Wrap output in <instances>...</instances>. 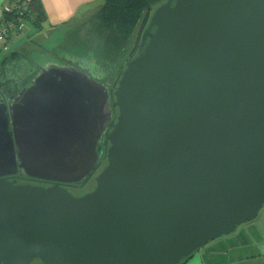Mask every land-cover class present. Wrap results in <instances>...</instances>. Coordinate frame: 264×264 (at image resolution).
Wrapping results in <instances>:
<instances>
[{
    "label": "water",
    "instance_id": "obj_1",
    "mask_svg": "<svg viewBox=\"0 0 264 264\" xmlns=\"http://www.w3.org/2000/svg\"><path fill=\"white\" fill-rule=\"evenodd\" d=\"M139 49L117 82L112 126L115 70L103 86L32 53L38 71L0 103V264H179L257 217L264 0H167ZM101 150L91 192L58 186L84 183ZM17 173L56 184L2 178Z\"/></svg>",
    "mask_w": 264,
    "mask_h": 264
},
{
    "label": "trees",
    "instance_id": "obj_2",
    "mask_svg": "<svg viewBox=\"0 0 264 264\" xmlns=\"http://www.w3.org/2000/svg\"><path fill=\"white\" fill-rule=\"evenodd\" d=\"M166 1L95 0L92 6L93 9H96L94 14L81 26L76 29H70L69 33L72 34L70 37L73 38L72 41L75 43L73 48L81 47L83 53L86 49L88 51H96L99 58L98 62L104 64L107 60L115 58L121 49L126 47L133 48L152 12ZM6 5L10 10L2 12L0 22L21 21L24 23V28L21 32L11 33L6 36V40L9 42L11 38L24 31L26 23H29L36 33L42 31L48 23L47 15L40 0H7ZM93 22L95 24H92ZM68 26L69 24H67ZM107 35H112L117 39L107 40ZM116 41H120L121 44H114ZM13 55L5 52V56L1 59L2 64H5L2 71L3 75L5 76L6 74L9 78L12 77V81L10 78L8 82L3 80V77H0L3 82L0 83L2 85H0V91L5 92L6 95H14L16 90L29 79V72L33 68L25 57L20 59V61L13 62L14 60H11ZM190 257L191 255L182 259L179 264L184 263Z\"/></svg>",
    "mask_w": 264,
    "mask_h": 264
},
{
    "label": "crops",
    "instance_id": "obj_3",
    "mask_svg": "<svg viewBox=\"0 0 264 264\" xmlns=\"http://www.w3.org/2000/svg\"><path fill=\"white\" fill-rule=\"evenodd\" d=\"M40 1L47 15L48 23L43 30H47L48 36L60 29L66 32L76 29L96 11L92 8L95 0ZM6 4L7 0H0V17ZM23 33L11 38L10 45L24 46L20 43ZM260 211L264 212V206ZM261 221L264 218L256 217L241 232L236 228L231 234L210 241L182 264H264V223Z\"/></svg>",
    "mask_w": 264,
    "mask_h": 264
},
{
    "label": "flooded vegetation",
    "instance_id": "obj_4",
    "mask_svg": "<svg viewBox=\"0 0 264 264\" xmlns=\"http://www.w3.org/2000/svg\"><path fill=\"white\" fill-rule=\"evenodd\" d=\"M72 35L69 32H66L65 29H60L56 32L51 33L46 40H42L41 42H38V47L35 48L34 51L29 52L27 54V58L30 59L29 62L32 65V71L29 72V79L26 80L25 84L21 87H19L14 95H6L5 92L0 91V103L1 101H5L7 106L10 105V102L8 98H15L17 95L22 91L24 86L31 81L33 76L38 71L37 65L35 66L33 64L32 57L35 56L32 53L37 51H49L51 55L55 58H57L59 61L66 63L67 65L73 67L75 70L80 71L87 76H90L97 81H99L103 86L106 85V82L109 80L110 76L113 74V71L115 70L114 77L112 79L111 86L108 87V94H109V101H110V109H111V122L110 126L113 125V123L116 121L117 118V108L112 107V103L114 102V92L117 88V82L121 76L122 71L124 70L125 64L134 58H136L140 52L139 49V43H140V37L141 34H139V37L137 38V41L135 42V45L133 48H123L120 51H118V54L115 58L111 60H107L104 64L98 65L96 59L94 58L93 53L87 51L84 55L81 53H73L69 52L67 49V43L68 38ZM68 51V52H67ZM76 51H83V50H76ZM123 57V62L120 64V59ZM18 70V68H16ZM1 105V104H0ZM3 108L0 106V109ZM8 112L3 114V116L6 118V120L9 122L8 124V132L11 135V119H9ZM15 122V121H14ZM16 123V122H15ZM9 135V136H10ZM12 136V135H11ZM105 153L104 150L100 151L98 165L94 172L100 167V165L106 161L104 158ZM4 170H1L0 172H3ZM93 174V173H92ZM91 174V175H92ZM90 175V177H91ZM89 177V178H90ZM2 178L6 179L7 181L11 182L12 184L19 185V184H30L34 186H41V187H50L55 185L56 183L53 181H46V180H39V179H31V178H25L21 177L18 173L16 175H6ZM89 178L85 181L87 182ZM81 185V184H80ZM58 186L65 188L67 191L69 187H77L67 184H58Z\"/></svg>",
    "mask_w": 264,
    "mask_h": 264
},
{
    "label": "rangeland",
    "instance_id": "obj_5",
    "mask_svg": "<svg viewBox=\"0 0 264 264\" xmlns=\"http://www.w3.org/2000/svg\"><path fill=\"white\" fill-rule=\"evenodd\" d=\"M92 24H95V22H93ZM70 31L71 30H69L68 32H70ZM47 37H48L47 30H42V31L36 33L35 30L33 29V27L29 23H26L25 29H24V33H23L22 37H20V43L24 44V46L20 45V46L16 47L15 44H13V46H11L10 45L11 43L9 42L8 44L6 43L3 46L4 50H3V48L0 49V77H3V80H5L6 82H8L10 80V78H11V81H12V77L9 78V76L6 75V74L4 76L3 72H2L3 71V66H5V64H2L1 59L5 56V52L9 53V54L10 53L14 54L13 57L11 56V58H12L11 60L12 61L14 60L13 62L20 61V59H23V57H25L29 61V59L27 58V56H28L27 54H29V52L34 51L35 48L38 47L37 43L41 42L42 40L43 41L46 40ZM115 39H117V38L112 36V35H107V40H115ZM114 44L120 45L121 42L120 41L119 42L116 41ZM15 47L17 49H15ZM11 76H12V74H11ZM0 83H3L2 79L0 80ZM105 165H106V161H104L100 165V167L95 172H93V174L91 175V177L89 178V180L87 182H85L84 184H81V185H79L77 187H69V188H67L68 192L71 193L75 197H80V196H82V195H84L86 193L91 192L94 189V187H95V180H94L95 177L99 174V172L103 169V167ZM263 218H264V212L260 211L258 213L257 219H263ZM260 223H264V221H261ZM245 224L246 223L238 226L237 227V228H239L238 231L241 232L242 230H244V228L246 229L247 225H245ZM29 264H42V262L39 259H34Z\"/></svg>",
    "mask_w": 264,
    "mask_h": 264
},
{
    "label": "built area",
    "instance_id": "obj_6",
    "mask_svg": "<svg viewBox=\"0 0 264 264\" xmlns=\"http://www.w3.org/2000/svg\"><path fill=\"white\" fill-rule=\"evenodd\" d=\"M10 9L6 5L3 8L4 12H8ZM24 28V23L21 21H12V22H0V49L3 48V46L9 41L6 40V36L13 33L16 34L17 32H21ZM4 50V48H3Z\"/></svg>",
    "mask_w": 264,
    "mask_h": 264
},
{
    "label": "bare ground",
    "instance_id": "obj_7",
    "mask_svg": "<svg viewBox=\"0 0 264 264\" xmlns=\"http://www.w3.org/2000/svg\"><path fill=\"white\" fill-rule=\"evenodd\" d=\"M69 40H68V43H67V49H68V51L69 52H73V53H81V54H85L88 50L86 49V51L83 53L82 51H76V50H83V49H81V47L80 48H76V49H74L73 48V45L75 44V43H73V38L72 37H69L68 38ZM89 52H91V53H93V55H94V58L96 59V58H98V56H97V54H96V51L95 52H93V51H89ZM98 60H99V58L98 59H96V61H97V64L98 65H100L101 63H99L98 62Z\"/></svg>",
    "mask_w": 264,
    "mask_h": 264
}]
</instances>
